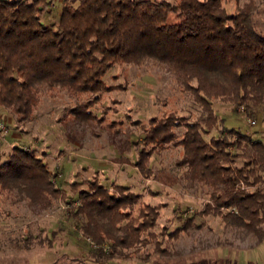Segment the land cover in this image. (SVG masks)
<instances>
[{
  "label": "trees",
  "instance_id": "16d2710c",
  "mask_svg": "<svg viewBox=\"0 0 264 264\" xmlns=\"http://www.w3.org/2000/svg\"><path fill=\"white\" fill-rule=\"evenodd\" d=\"M50 1L0 0V109H8L16 124L29 121L44 94L64 89L73 101L60 119L100 121L94 109L115 87L103 78L110 68L162 67L190 92L200 113L191 121L171 112L150 117L144 135L134 141L140 147L132 165L152 177V153L178 147L175 163L186 167L185 185L200 186L207 195L199 214L218 216L224 228L260 240L264 140L226 126L214 107L220 102L248 109L264 100V34L254 25V1L234 0L227 10L225 0H60L53 24L41 17ZM35 149L12 144L0 161V200L44 207L63 198L69 216L82 214L79 229L93 242L88 252L95 262L113 255L146 261L152 253L169 254L161 234L176 236L191 224L188 217L172 231L164 224L155 230L164 202L150 203L124 184L107 186L96 174L85 188L70 183L72 199ZM179 264L233 263L200 257Z\"/></svg>",
  "mask_w": 264,
  "mask_h": 264
},
{
  "label": "rangeland",
  "instance_id": "374dc122",
  "mask_svg": "<svg viewBox=\"0 0 264 264\" xmlns=\"http://www.w3.org/2000/svg\"><path fill=\"white\" fill-rule=\"evenodd\" d=\"M247 1L238 0L240 4ZM253 1L254 25L264 34V0ZM51 2L42 10L41 17L45 23L53 24L58 18L60 0ZM224 3L227 10L234 8V0ZM103 78L115 87L104 93L94 109L102 114L101 122L80 121L71 115L60 119L65 106L73 101L64 89L56 90L54 95L44 94L29 121L16 124L8 109H0V123L7 126L6 131L0 128V161L12 144L34 147L55 173L52 179L56 185L72 199L76 193L70 192V183L77 181L85 188L87 180L96 174L107 186L124 184L143 192L150 203L164 202L155 230L164 224L166 232L172 231L188 217H192L191 224L176 236L161 234L162 245L169 254L152 253L146 261L113 255L95 262L88 252L93 242L79 229L82 214L69 216V202L59 197L43 207L28 204L24 199L15 198L13 202L2 197L0 264H179L200 257L210 260L222 257L235 264H264V238L246 248L254 241V235H240L230 227L224 228L220 217L199 214L207 195L200 186L185 185L186 167L175 163L178 147L152 153L148 161L152 177L146 178L132 165L140 147L134 141L142 138L150 117L159 119L171 112L191 121L199 115V105L190 92L183 90L168 71L153 64L112 67ZM103 107L107 111L102 112ZM214 107L226 126L264 140V100L248 109L220 102H215ZM215 130L211 133H216ZM72 201V206H76L75 200ZM223 238L232 243L221 242L224 244L221 246Z\"/></svg>",
  "mask_w": 264,
  "mask_h": 264
},
{
  "label": "crops",
  "instance_id": "0c3cea01",
  "mask_svg": "<svg viewBox=\"0 0 264 264\" xmlns=\"http://www.w3.org/2000/svg\"><path fill=\"white\" fill-rule=\"evenodd\" d=\"M47 8H48V7H47ZM57 11H59V10H57ZM263 238H264V234H263V236H262V238H261L260 240H257L256 237L254 236V241H253L252 243H250L248 246H246V248H247V247H251V246L257 244V243L260 242ZM222 245L224 246V244H221V246H222ZM241 248H242V247H241ZM230 262L233 263V264H235L234 261H231V260H230ZM251 264H253V263H251Z\"/></svg>",
  "mask_w": 264,
  "mask_h": 264
},
{
  "label": "built area",
  "instance_id": "2783aa9c",
  "mask_svg": "<svg viewBox=\"0 0 264 264\" xmlns=\"http://www.w3.org/2000/svg\"><path fill=\"white\" fill-rule=\"evenodd\" d=\"M50 4H52L51 1H50ZM249 121H250L251 123H253V122H254V119H249ZM0 128H1L3 131H6V130H7V126L4 125V123H0Z\"/></svg>",
  "mask_w": 264,
  "mask_h": 264
}]
</instances>
